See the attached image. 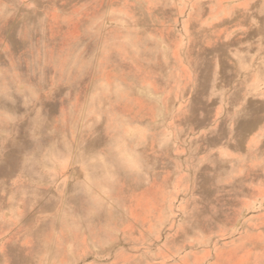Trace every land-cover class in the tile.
<instances>
[{"label":"rangeland","instance_id":"1","mask_svg":"<svg viewBox=\"0 0 264 264\" xmlns=\"http://www.w3.org/2000/svg\"><path fill=\"white\" fill-rule=\"evenodd\" d=\"M0 264H264V0H0Z\"/></svg>","mask_w":264,"mask_h":264}]
</instances>
